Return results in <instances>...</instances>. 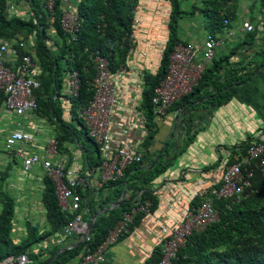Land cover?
I'll return each mask as SVG.
<instances>
[{
    "label": "crops",
    "instance_id": "obj_1",
    "mask_svg": "<svg viewBox=\"0 0 264 264\" xmlns=\"http://www.w3.org/2000/svg\"><path fill=\"white\" fill-rule=\"evenodd\" d=\"M45 1L7 0L6 11L9 16L28 20L39 10L46 12ZM79 2L80 0H61V7L63 10L70 5L76 7ZM11 5L15 8L12 12L8 10ZM255 11L252 12L250 4L242 5L235 19H239L238 25L235 26L234 21L230 20L227 26L220 29L217 25L214 26V21L205 18L204 13L198 14L200 19L195 17L198 13L196 11L194 13L185 11L186 15L178 23L179 39L185 43L203 45L214 33V38L219 42L214 48V62L222 65L225 64L221 62L222 59L229 58L225 68L214 69L216 75L224 76L226 73V79L232 83L236 69L240 71V75L256 70L250 80L237 81L233 84L234 95L226 105L218 108L206 105L207 111L204 108L196 111L185 110L180 106L162 111L152 105L149 110L145 94L149 85L146 84V80L164 74L162 61L170 38V7L165 0H139L134 12L130 48L124 60L120 62L119 68L113 72L118 95V104L113 110L110 129L113 147L131 145L142 157L149 152L147 154L149 168L159 160V151L166 149L168 144L174 152L179 146L187 143L189 136L193 135V139L172 162L170 168L155 177L147 186L151 189L153 201L156 203L153 212L151 210L149 215H142L139 220L137 218L134 220L119 241L107 249L103 264H153L155 254H161L162 248L159 225L165 224L168 227L179 225L187 211L193 205L202 202L198 197L205 191L211 193L216 187H220L222 171L231 161L234 162V159L238 158V155L231 153L234 148L247 141L256 139L264 141V29H256L254 31L256 33L250 35L241 27L243 21L257 25L264 20V11L261 8ZM190 16L196 18L195 25H188ZM157 27L160 28L158 30L160 37L156 36ZM52 34L53 32L49 33L50 37H55ZM15 44L14 40L9 41L12 47ZM55 44L51 43L49 46L53 52H57ZM199 58H202L201 55H198ZM35 65L34 63L30 73L34 79L41 73ZM212 66L209 64L208 68L212 69ZM229 73L231 75H228ZM226 79L222 77L221 82H225ZM68 83L69 75H64L59 90L53 87L46 95H53L52 102H55L56 109L60 110L59 119L52 112V104L49 112L39 114L36 111L26 115L21 121L1 107L0 145L3 146L10 132L22 129L32 134L34 138L41 137L35 138L26 146L27 152L44 155L47 140L61 138L63 142L58 153L51 157L52 162L63 164L66 169L79 171L81 177L92 184L89 188L88 186L79 188L84 197L83 207L74 215H79L87 224L97 216L94 221L97 219L101 221L102 228L105 229L111 222L112 210L118 208L124 198L125 200L131 198L133 183L137 184L138 181L133 182L131 174L127 177L130 183L129 191L126 184L100 185L98 167L101 155L87 136L80 118L81 108H78V104L72 106L70 98L74 96L70 93ZM213 91L214 89L211 90ZM249 91L252 94L247 97ZM72 111L77 112L76 118H79L82 124L72 117ZM149 125H152V130ZM42 126L47 129L36 134L35 131ZM171 157L172 155L167 161H171ZM152 160L154 162H151ZM20 162L14 151L0 150V190L8 192L14 198L11 238L17 244L28 237L30 233L28 224L35 225L39 235L51 231L42 202L44 178L47 176L39 167L30 173H23ZM121 188L123 193L117 199V189ZM145 189L147 188L140 187L136 190L132 201ZM1 207L0 204V210ZM62 234L63 229L57 234L48 235L38 243L31 244L28 254L34 255L35 258H28V264H46L53 257L49 264H81L84 250V246H81L83 234H74L70 238H64ZM68 251H71V254L59 257Z\"/></svg>",
    "mask_w": 264,
    "mask_h": 264
},
{
    "label": "trees",
    "instance_id": "obj_2",
    "mask_svg": "<svg viewBox=\"0 0 264 264\" xmlns=\"http://www.w3.org/2000/svg\"><path fill=\"white\" fill-rule=\"evenodd\" d=\"M242 1L194 0L196 7L192 8V13L202 11L208 19L214 21V26L217 25L218 29H220L227 26L223 23L225 19L229 22L237 18ZM257 1L261 2V10H263L264 0H254L250 8ZM138 2L139 0H80L76 6L79 18V29L75 40L71 41L70 38L63 35L60 29L59 21L62 14L61 0H54L52 13L48 12L45 6V13L39 10L33 18H29L28 20L9 16L6 11L7 0H1L0 40L4 43H9L12 40L28 42L33 34V47L30 48V56L32 62L41 71L40 76L36 78L40 83V87L34 93L38 106L37 112L39 114H42L41 112H49L52 104V112L59 119L60 110H57L55 102H52L53 95H46L53 87L59 90L62 77L72 72H77L80 80L77 96L70 98L72 106L78 104V108H81L80 111L87 107L93 97V91L90 88V82L96 72L93 58L99 55L107 59L112 73L119 68L120 62L124 60V56L130 48V35L132 34L134 12L138 7ZM165 2L170 7V38L162 61L164 74L162 73L156 78H148L146 80V84L149 85L148 91L145 93L147 109L149 110L152 107L151 98L153 91L167 72L168 57L172 49L178 43H185L178 36V23L186 15V12L182 10L181 1L165 0ZM11 6L15 9L13 5ZM51 17H53V22H51ZM262 23L264 29V20ZM51 32H53L52 35L56 38L50 37L49 33ZM254 33L256 32L249 34ZM212 37H215L214 33ZM51 43H56L57 52H53L49 47ZM191 44L195 43L192 42ZM12 48H17V60L19 61L23 50L18 45ZM228 59V57L222 59L221 62L225 63L222 65L213 60L212 69L206 68L198 85L189 94L172 104L167 111L178 108V106L185 110L196 111L203 108L206 110V105L214 106V108L226 105L234 95L233 84L237 81L250 80L256 71H248V73H242L240 75V71L236 69L238 78L235 75L233 78L234 81L230 80L233 82H228L226 73L224 76H219L214 73V69L219 70L225 68ZM228 75H231V73ZM222 77H225V82H221ZM212 89H214L213 92H211ZM207 96L211 97L207 98ZM3 101L4 97L1 96L0 109L3 107ZM198 101L201 102L199 103ZM72 117H78L77 112L72 111ZM76 119L82 124L79 118ZM183 125L186 126L185 124ZM63 126L66 128L65 125ZM149 128L152 130V125H149ZM192 139L193 135L189 136L187 143L179 146L173 152L171 161H167L169 159V152L173 149L170 148V144H168L166 149H161L159 151V160L152 170H149L147 167V154L149 152L146 150L147 154L142 157L141 162L129 165L125 169L122 178L107 182L114 186L126 184L129 191L130 183L127 181V177L131 174L133 182L138 181L137 184L133 183V194H131L130 200H125L124 198L122 204L112 210V218L109 226L104 229L102 228L101 221H98V219L94 221L91 237L88 241H84L81 246H84V248H94L97 246L105 238L107 231L118 219H121L124 212H128L131 209L136 200L144 202L148 199L151 201L152 206L150 207V212L151 210L153 212L156 203L153 201L151 189L147 186L155 177L165 173L170 168L172 162L183 152ZM56 141L58 143L57 148L59 149L63 140L58 137ZM248 143L249 141L240 144L231 153L241 158L245 154ZM151 162H154V160ZM232 163L231 161L229 165ZM249 168L253 169V175L249 180L250 185L245 187L238 200L235 197L229 199L217 198L215 195H211L209 191H205L201 197H198L202 202L208 199L212 201L213 199L212 205L214 210L217 211L218 218L206 226L204 230L191 234L185 245L178 249L176 259L173 260L172 264H264V173L262 168L255 166L254 163H251ZM44 186L45 190L43 191L42 202L46 210V219L50 224L51 231L39 235L36 226L28 224L30 233L19 244L14 243L11 238L15 208L14 198L8 192L0 190V204L2 206L0 210V261L10 256L18 257L20 255L35 258L34 255L28 254L30 245L40 242L48 235L51 236L53 233L57 234L73 217L72 214L63 212L59 208L55 196V185L48 177L44 178ZM140 187H146L147 189L141 192L139 196L137 195V199L132 201L136 190H139ZM220 187H216L214 191H218ZM78 192L80 193L79 189ZM122 193V188L117 189L116 198L119 199ZM199 204L193 205L191 209L197 208ZM81 207H83V202ZM142 215L144 214L140 213L137 215V220ZM67 254H71V251L59 255V257L61 258ZM160 258L161 254L156 253L152 263L157 264Z\"/></svg>",
    "mask_w": 264,
    "mask_h": 264
},
{
    "label": "built area",
    "instance_id": "obj_3",
    "mask_svg": "<svg viewBox=\"0 0 264 264\" xmlns=\"http://www.w3.org/2000/svg\"><path fill=\"white\" fill-rule=\"evenodd\" d=\"M1 2V0H0ZM46 8L52 13L54 0H46ZM13 9L9 6V10ZM51 17V22H53ZM227 24V20L224 21ZM60 29L64 36L75 40L79 29V18L76 9L69 6L62 10L60 17ZM242 30L246 33L254 31V25L249 21H243ZM23 54L20 61L17 48H12L7 42L0 43V97H4L3 108L15 118H24L37 110L34 92L39 89L37 80L30 77L34 63L30 56V48L33 41L28 43L14 41ZM219 42L215 38H209L203 45L191 43H178L172 49L169 58L167 72L159 85L154 89L151 102L162 111L168 109L183 96L189 94L198 85L207 66L214 59V48ZM8 55V58H7ZM201 55V59H198ZM15 63V66H13ZM95 75L90 82L93 97L87 107L80 113L86 132L90 140L96 145L101 155L98 167L100 185L115 181L124 176L125 169L133 163H140L142 156L136 153L133 146L114 148L111 137V123L113 110L118 104L117 88L113 74L109 68L107 59L96 56L93 58ZM69 89L72 96H77L80 80L77 72L69 75ZM32 134L16 129L6 136L3 142L4 151H14L15 156L22 162L23 173H30L34 168H41L46 176L55 185V196L61 211L72 214L73 217L63 228V237L70 238L74 234H83L82 240H88V224L84 223L79 215H74L81 209L83 196L78 192L80 187H92V184L82 178L79 171L66 169L63 164L53 163L52 156L58 153L57 141L47 140L43 154H29L26 146L34 141ZM247 154L242 163H237L226 168L221 176V187L218 191H212L211 195L217 198L229 199L238 197L244 188L250 185L249 179L253 172L242 168L243 165L255 161V165L262 168L264 173V142L252 143L247 148ZM213 199L201 202L197 208L187 211L182 223L174 227L160 224L162 235L161 258L157 264H172L176 259L179 248L183 247L188 237L200 232L218 218L217 211L213 208ZM151 201L136 200L128 212H124L121 219L113 225L105 238L94 248L85 247L81 258V264H103L105 252L109 247L119 241L128 231L137 215L150 214ZM26 255L9 257L0 264H28Z\"/></svg>",
    "mask_w": 264,
    "mask_h": 264
},
{
    "label": "rangeland",
    "instance_id": "obj_4",
    "mask_svg": "<svg viewBox=\"0 0 264 264\" xmlns=\"http://www.w3.org/2000/svg\"><path fill=\"white\" fill-rule=\"evenodd\" d=\"M181 1V4H182V8L185 10V11H187L188 13H190V12H192V8L193 7H196V5H195V3H194V0H180ZM253 1L254 0H252L251 2L249 1V0H243L242 2H241V6L242 5H251L252 3H253ZM191 7V8H190ZM259 8H261V3L259 2V1H257L254 5H252V12H256L255 10H257V9H259ZM263 11H264V9H263ZM198 13H197V15H195V17H197V18H199L200 19V16L199 15H203V12L202 11H197ZM199 14V15H198ZM195 17H192V16H190L188 19V25H195L196 24V18ZM238 17V16H237ZM205 18H207L206 16H205ZM184 19H186V18H184ZM234 22H233V24L235 25V26H237L238 25V23H239V19H237V20H233ZM160 28H156L155 30L157 31V37H160V33H159V30ZM161 39V38H160ZM159 43H161V42H159ZM251 94H252V92L251 91H249V92H247V97H250L251 96ZM15 118V117H14ZM13 118V119H14ZM15 119H17L18 121H21L22 120V118H15ZM10 120H12V117L10 118ZM46 126H48V124H46ZM12 129V128H11ZM10 129V130H11ZM47 129V127H44V126H42V127H40V129L39 130H36L35 132H36V134L38 133L39 134V132H42V131H44V130H46ZM32 132V131H31ZM34 133V132H33ZM35 138H41V137H35ZM0 150H3L4 151V148H3V146L2 145H0ZM170 155H173V152L171 151V152H169V155L168 156H170ZM21 163V162H20Z\"/></svg>",
    "mask_w": 264,
    "mask_h": 264
},
{
    "label": "clouds",
    "instance_id": "obj_5",
    "mask_svg": "<svg viewBox=\"0 0 264 264\" xmlns=\"http://www.w3.org/2000/svg\"><path fill=\"white\" fill-rule=\"evenodd\" d=\"M45 3H46V1H45ZM70 6H73V5H70ZM74 7V6H73ZM75 9H76V7H74ZM63 10V9H62ZM77 12V11H76ZM264 17V16H263ZM225 20H227V19H225ZM224 20V21H225ZM260 20H262V19H260ZM224 21H223V23H224ZM263 21V20H262ZM262 21H260L257 25H254V31L256 30V29H262L263 28V23H262ZM224 25H228V20H227V24H225L224 23ZM253 31V32H254ZM253 32H250V33H253ZM67 38H70L71 39V37H67ZM30 39H32V41H33V36L32 37H30ZM71 41H74V40H71ZM26 43H28V42H26ZM7 44H9V43H7ZM96 56H99V55H96ZM95 56V57H96ZM99 57H101V56H99ZM103 58V57H102ZM169 58V57H168ZM214 60V59H213ZM15 61H18L17 60V57L15 58ZM20 61V60H19ZM213 62V61H212ZM212 62H211V64H212ZM36 66V65H35ZM168 66V65H167ZM209 66V65H208ZM207 66V67H208ZM95 67V66H94ZM109 67H110V64H109ZM40 70V69H39ZM113 74V73H112ZM70 75V74H69ZM30 77H31V75H30ZM33 78V77H32ZM34 79V78H33ZM36 80V79H35ZM39 82V81H38ZM40 84V83H39ZM35 93V92H34ZM75 97V96H74ZM152 103V102H151ZM153 105V104H152ZM156 107V106H155ZM37 108H38V106H37ZM157 108V107H156ZM37 111V110H36ZM35 113V112H34ZM258 142H264V141H259L258 139H256V140H254V141H249V143H248V145H247V147H246V151H247V148H248V146L250 145V144H252V143H258ZM245 151V154H243L242 156H241V158L238 156V158H235L234 159V162L231 164V165H228L226 168H228V167H231L232 165H235V164H237V163H242L243 162V160H244V158H245V156H246V154H247V152ZM251 163H254V165H255V161H252V162H250V164H246V165H243L242 166V168H246V169H248V170H250V171H252L253 172V169H251V168H249L250 167V165H251ZM256 166V165H255ZM257 167H259V166H257ZM226 168H224V170L222 171V174L224 173V171L226 170ZM261 168V167H260ZM222 174H221V176H222ZM253 175V174H252ZM250 180V179H249ZM245 189V188H244ZM244 191V190H243ZM243 193V192H242ZM241 193V194H242ZM236 198V200H238L239 199V196L238 197H235ZM78 213V212H77ZM89 240V239H88ZM88 240H83V242L84 241H88ZM29 260V259H28Z\"/></svg>",
    "mask_w": 264,
    "mask_h": 264
},
{
    "label": "water",
    "instance_id": "obj_6",
    "mask_svg": "<svg viewBox=\"0 0 264 264\" xmlns=\"http://www.w3.org/2000/svg\"><path fill=\"white\" fill-rule=\"evenodd\" d=\"M155 162H157V160ZM155 162L148 168L149 170L152 169V167L155 165ZM95 217H97V216H94V218L88 223V233H87V235H88L87 237L88 238L87 239H89L90 236H91L92 229H93V223H94ZM53 258L50 259L46 264H49L53 260Z\"/></svg>",
    "mask_w": 264,
    "mask_h": 264
}]
</instances>
